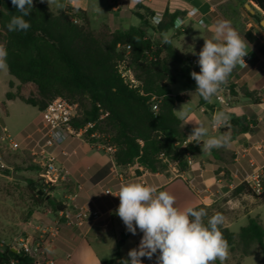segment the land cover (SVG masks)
I'll list each match as a JSON object with an SVG mask.
<instances>
[{
  "label": "trees",
  "instance_id": "16d2710c",
  "mask_svg": "<svg viewBox=\"0 0 264 264\" xmlns=\"http://www.w3.org/2000/svg\"><path fill=\"white\" fill-rule=\"evenodd\" d=\"M251 1L264 11V0ZM13 15H19V12L11 0H0V29L8 51L7 70L19 85L33 83L38 96L25 97L8 91L5 94L7 99L18 98L39 111L56 96L76 103L79 115L74 118V127L94 123L92 131H98L116 147L113 160L119 166L136 163L143 172H167L169 164L160 157L163 153L171 160H178L179 171H186L189 167L187 154L196 156L202 153L203 144L194 141V136H191L193 129L185 128L175 113L176 104L183 102L184 97L174 95L170 90L178 77L197 87L190 73L200 72V68L182 58L169 43L163 44L164 34L174 27L178 13L164 14L159 24L151 22L153 14L150 19V13L137 14L141 20L139 26L115 31L104 26L99 32L91 28L85 10L66 7L52 12L41 0H33V9L25 17L31 24L27 32L8 31L7 24ZM245 39L250 44L258 42L251 31L245 34ZM118 45L122 47L118 48ZM127 45L131 47L130 63L141 81L140 88L126 85L117 69ZM259 53L264 55V45L259 48ZM232 73L221 87L227 86L230 94L235 96L238 92L236 85L230 82ZM9 86H13L12 81ZM239 92L253 103L260 102L257 92L245 87H241ZM154 102L158 107L156 111L152 109ZM205 102L201 97V103ZM254 125L256 121L244 115L231 114V137L250 132ZM186 140L187 144L183 145ZM214 151L217 149L211 150ZM0 172L11 173L2 167ZM15 172L18 174L17 169ZM28 185L35 205L47 203L54 212L66 210V204L50 194L55 186H48L49 192H46L41 183L31 179ZM48 195L49 198H46ZM242 195L264 203V192L254 194L246 181L236 186L222 201L227 202ZM195 207L206 210L205 223L208 217L216 213L225 216L217 203H200ZM220 231L228 242L232 256L243 259L260 255L258 264H264V223L258 216L249 217L238 232L231 231L224 222ZM121 245L122 240H119L118 251ZM119 259L118 252L116 259L103 264H120L117 262ZM13 260L17 264H37L34 258L24 252L13 254L10 248L0 252V264H10Z\"/></svg>",
  "mask_w": 264,
  "mask_h": 264
},
{
  "label": "crops",
  "instance_id": "0c3cea01",
  "mask_svg": "<svg viewBox=\"0 0 264 264\" xmlns=\"http://www.w3.org/2000/svg\"><path fill=\"white\" fill-rule=\"evenodd\" d=\"M43 2L52 12L61 10L55 4L49 7L47 0ZM61 2L65 5L62 9L74 7L85 10L91 28L97 32L104 26H107L110 31L119 30L129 13L136 17H138L137 14L150 13L149 19L151 14L155 13L163 15L178 13L177 18L184 20L183 26L173 27L164 36L169 38V44L177 53L187 60L190 56L199 54L205 39L212 38L213 26L219 20L230 21L231 27L244 39L248 31L258 38L255 44H250L245 39L246 51L250 58L244 68L237 66L234 69L230 82L236 85L238 94L231 95L234 99L231 108L223 109L229 117L231 114L244 115L256 121V125L250 132L231 137L229 119L228 128L224 132L220 129L222 135H230V143L226 147L216 148V152L204 150L202 147V153L193 156V162L186 171L169 168L167 172L150 173L143 172L136 163L119 166L115 164L111 156L77 138L69 139L62 147L55 150V154L69 172L67 181L60 185L63 191L67 192L66 200L63 202L67 208L63 212H56L58 216L55 217L49 216L48 212H40L39 208L36 209L32 222L38 224L39 230L40 227L47 226L41 229L42 232L46 230L47 233L41 232L38 236L34 234L30 236L41 238L45 249L51 248V252L47 250L46 252L49 258L55 260V264H103L107 260H114L117 242L122 240L119 248L120 259L117 260L121 262V260L130 259L128 252L138 248L143 236L139 229L136 235L128 232L121 218L116 215L120 201L115 195L118 194L121 184L142 182L156 186L158 190L172 194L176 198L175 206L183 209L188 206L195 207L200 203L205 205L218 203L245 181L254 169L264 164V55L259 53V48L264 45V27L261 25L264 20V11L251 0H111L106 2L110 12L105 9L104 19L97 23V28L94 29L97 0H61ZM193 10L196 11L191 14ZM10 81L15 86L19 85L12 78ZM28 84L32 83L25 85ZM186 85L180 93L173 91L174 84L170 86V90L172 94L184 97L183 102L176 104L175 113L183 121L185 128L194 129L200 119L194 109H189L186 103L193 97V108L200 113L207 111L202 110L205 104L201 103V97L194 94L196 87L187 83ZM241 87L257 92L260 102L253 103L244 97L239 92ZM225 88L228 89L227 86ZM0 105L2 106L3 103ZM1 108L3 121L6 111L5 107ZM181 111L186 114L184 117H181ZM19 136L25 140L30 138L31 134L26 136L21 133ZM207 138V136L201 137V140ZM199 143L203 144V141ZM246 197L247 195H242L229 199L227 202L242 201ZM263 205L264 203H259L249 206L247 210H244V220L258 216L262 221L259 210ZM82 209L97 210L100 216L96 220L78 224V215ZM33 233L36 232L33 230ZM158 256L159 251L153 255L152 259L143 257L142 264H158ZM257 257H260L259 263L261 256L257 255ZM245 258L241 260V263H244Z\"/></svg>",
  "mask_w": 264,
  "mask_h": 264
},
{
  "label": "clouds",
  "instance_id": "9594fccd",
  "mask_svg": "<svg viewBox=\"0 0 264 264\" xmlns=\"http://www.w3.org/2000/svg\"><path fill=\"white\" fill-rule=\"evenodd\" d=\"M19 12L13 15L7 24L10 32H27L31 24L25 19L33 9V0H11ZM43 2V0H41ZM49 7L55 4L57 8H64L61 0H47ZM159 15L152 18L153 24H159ZM182 21L177 20V27ZM213 36L205 39L199 52L197 63L200 72L192 71L191 77L196 82V91L205 101H210L217 94L220 87L226 83L228 77L239 66H245V39L237 30L231 27L230 21L219 20L213 26ZM170 43L165 35L163 44ZM8 51L0 44V71L7 68ZM181 117L186 114L180 112ZM229 115L224 111L213 114L212 123L215 127L226 126ZM191 136L196 141H203V149L211 151L214 148L226 147L231 140L230 135L209 137L203 123L195 124ZM111 193V192H110ZM119 206L116 209L128 232L136 235L137 229L143 233L138 248L128 252L130 259L121 260L120 264H142L143 257L152 259L159 251L158 264H215L217 260L224 264L229 255V245L224 239L220 226L224 217L216 213L208 217L204 208L188 206L176 207V198L168 191H160L156 186L142 182H127L119 187ZM51 252V248L46 249Z\"/></svg>",
  "mask_w": 264,
  "mask_h": 264
},
{
  "label": "rangeland",
  "instance_id": "374dc122",
  "mask_svg": "<svg viewBox=\"0 0 264 264\" xmlns=\"http://www.w3.org/2000/svg\"><path fill=\"white\" fill-rule=\"evenodd\" d=\"M107 1L111 0H97V13L95 14V21L93 24L94 29L97 28V23L104 19L105 9L110 12V7L106 4ZM140 24L141 20L135 15L129 13L128 18L121 23L120 29H128L131 26H139ZM149 34H151V32H149ZM0 44L4 45V34L1 29ZM11 78L16 80L8 73L7 68L0 71V103H3L2 106L5 107L6 111L3 122L9 127L13 136L21 143V147L16 150H5L0 153L4 168L11 172H0V240H4L7 243H11L16 239L30 236L32 234L38 236V234L42 232L41 229L47 227L42 226L39 230L37 228L38 224L32 222V216L36 209L39 208L38 210L43 213L48 212L49 216L52 217L58 216V214L54 212L47 203L40 206L35 205L34 197L28 185V180L30 179L37 183H40L41 181L38 167L35 168L36 165L33 162V156L30 150L31 148H34L36 142L42 137L43 131L41 129L42 123L40 112L36 107L26 104L20 99L9 100L5 96L8 91L15 94L20 93L25 97L38 96L37 88L33 83L18 86L13 84V86L10 87L9 80ZM186 86V83L179 78L172 89L175 93H180L186 88ZM218 92L226 96H231L229 90L225 87H220ZM207 102H210L216 108L224 111L221 108V105L216 101L215 96L204 104ZM193 103L194 99L191 97L190 101L186 103V106H188L189 109H194L195 113L198 114V118L200 119L199 124L203 123L208 129L207 137L221 136V129H223L222 131L224 132V130L228 128V125L222 126L221 129H214L212 127L213 114L208 110L206 113H200L193 108ZM233 104L234 99L232 97V105ZM2 106L0 105V108ZM1 109L0 114L2 112ZM202 110H204V108H202ZM21 133L26 134V136L31 134V137L22 140L21 136H19ZM16 169L18 170V174L23 176L22 179L13 176V172ZM46 192H49V190L47 189ZM50 194L57 200L64 202L66 200L65 196L67 192L63 191L62 186L60 187V185H57ZM217 204L225 212L224 225L228 227L230 225L229 229L231 231L238 232L240 227L246 225L248 222V220H244V210H247L249 206L259 204V202L253 197L247 196L246 199L242 201L232 200L230 202H223L221 200L218 201ZM259 212L261 213L262 222L264 223V205ZM33 230L36 233H33ZM36 236L34 238H39ZM116 251L117 256L119 251L118 249H116ZM116 256L114 259H116ZM259 258L260 257L257 256H249L244 259V263H241L242 259H239V256L234 257L229 254L224 264H257ZM215 264H220L219 260H217Z\"/></svg>",
  "mask_w": 264,
  "mask_h": 264
},
{
  "label": "built area",
  "instance_id": "2783aa9c",
  "mask_svg": "<svg viewBox=\"0 0 264 264\" xmlns=\"http://www.w3.org/2000/svg\"><path fill=\"white\" fill-rule=\"evenodd\" d=\"M196 10H193V14ZM159 15L161 20L163 14L155 13L152 18ZM182 21L179 27H177V20ZM184 20L182 18H176L174 22V28H181ZM122 46L118 45V48ZM126 53L124 57L119 60L117 69L123 80V82L131 88H140L141 81L136 77L133 66L131 65V47L125 46ZM250 56L244 57L245 63L249 60ZM199 55H192L188 58V62L200 68L197 63ZM245 65V66H246ZM239 66V65H238ZM245 66H239L244 68ZM216 101L221 105L224 110H229L232 106V97L226 96L217 92L214 95ZM154 99V98H153ZM215 107V106H214ZM204 110L207 111L205 106ZM216 108V107H215ZM153 110H157V103H153ZM42 123V137L38 140L31 148L33 156V162L38 167L40 183L44 186V190L48 189V186H59L65 183L68 179V170L65 168L63 163L60 161L58 156L55 154L57 148L62 147L69 139L77 138L83 140L97 150L103 151L111 158L116 151V147L110 144L106 137H104L98 131H92L94 123L90 122L85 126L76 128L73 125L74 118L79 115V107L76 103H72L61 96H56L46 102L45 107L39 111ZM105 114H102L100 118H103ZM214 129H220L221 127H215ZM92 140H95L91 142ZM91 142V143H90ZM187 140L183 142V145L187 144ZM21 143L13 136L9 127L2 121L0 114V153L5 150H16ZM160 157L169 164V168H175L178 170V160H171L166 157L163 153ZM187 164L191 165L193 162V156L187 154ZM0 167L4 168V163L0 157ZM142 169V168H141ZM254 194L260 195L264 192V164L254 169L253 172L245 180ZM108 192V191H107ZM100 216L99 211L82 209L78 215V224H82L85 221L96 220ZM43 233H47L43 230ZM6 248L15 250L16 253L24 252L30 257L34 258L37 264H55V260L49 258L44 246V242L41 238H34L33 236L21 237L14 240L11 243H7L4 240H0V252H3ZM10 264H17L16 261H11Z\"/></svg>",
  "mask_w": 264,
  "mask_h": 264
},
{
  "label": "water",
  "instance_id": "95a60500",
  "mask_svg": "<svg viewBox=\"0 0 264 264\" xmlns=\"http://www.w3.org/2000/svg\"><path fill=\"white\" fill-rule=\"evenodd\" d=\"M258 7H259V6H258ZM259 8H260V7H259ZM260 9H261V8H260ZM261 25L264 27V20L261 22ZM205 108H206L209 112H211V114H214L215 112L221 111V110H216L215 107H214L210 102H207V103L205 104ZM194 141H196V139H194ZM13 176H14V177H18V178H20V179L23 178V176L17 174L15 171L13 172ZM38 192H39L40 194H43V191H41V190H39ZM46 198H49V195L46 196ZM12 252H13V254H16V251H15V250H12Z\"/></svg>",
  "mask_w": 264,
  "mask_h": 264
}]
</instances>
